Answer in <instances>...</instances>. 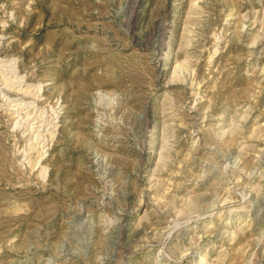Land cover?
<instances>
[{
    "label": "rangeland",
    "instance_id": "obj_1",
    "mask_svg": "<svg viewBox=\"0 0 264 264\" xmlns=\"http://www.w3.org/2000/svg\"><path fill=\"white\" fill-rule=\"evenodd\" d=\"M0 264H264V0H0Z\"/></svg>",
    "mask_w": 264,
    "mask_h": 264
}]
</instances>
